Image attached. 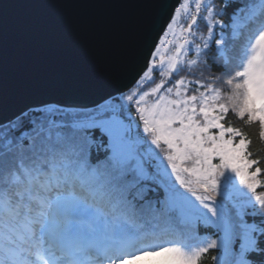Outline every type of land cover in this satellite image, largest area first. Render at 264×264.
<instances>
[{"label": "snow or ice", "instance_id": "6c2138e0", "mask_svg": "<svg viewBox=\"0 0 264 264\" xmlns=\"http://www.w3.org/2000/svg\"><path fill=\"white\" fill-rule=\"evenodd\" d=\"M147 7L102 102L0 96V264H264V0Z\"/></svg>", "mask_w": 264, "mask_h": 264}, {"label": "water", "instance_id": "95a60500", "mask_svg": "<svg viewBox=\"0 0 264 264\" xmlns=\"http://www.w3.org/2000/svg\"><path fill=\"white\" fill-rule=\"evenodd\" d=\"M148 0H0V96L94 105L122 86Z\"/></svg>", "mask_w": 264, "mask_h": 264}, {"label": "trees", "instance_id": "16d2710c", "mask_svg": "<svg viewBox=\"0 0 264 264\" xmlns=\"http://www.w3.org/2000/svg\"><path fill=\"white\" fill-rule=\"evenodd\" d=\"M249 131L255 134L256 129L252 128V129H249ZM253 148L254 150L261 151V154L264 155V145H258L257 143L254 142ZM205 264H211L210 257L205 258Z\"/></svg>", "mask_w": 264, "mask_h": 264}]
</instances>
